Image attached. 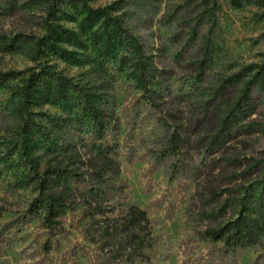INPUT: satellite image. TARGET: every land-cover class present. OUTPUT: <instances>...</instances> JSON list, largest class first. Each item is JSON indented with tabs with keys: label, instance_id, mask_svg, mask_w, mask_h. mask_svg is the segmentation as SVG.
<instances>
[{
	"label": "trees",
	"instance_id": "obj_1",
	"mask_svg": "<svg viewBox=\"0 0 264 264\" xmlns=\"http://www.w3.org/2000/svg\"><path fill=\"white\" fill-rule=\"evenodd\" d=\"M216 1L209 0L213 5ZM70 2L0 0V18L16 16L20 10L37 4H43L47 13L43 22L46 34L19 31L1 35L0 49L23 53L34 46L45 53L47 47L70 57L53 42L60 37L58 41L82 44L57 21L61 7ZM84 10L83 31H89L98 42L105 41L107 50L116 33L136 58L140 99L150 108V120L138 117V111L125 122L117 101L104 92L103 86L76 82L56 71L48 60L39 62L17 91L20 102L9 112L13 120L8 131H19L24 138L6 146L10 155L22 154L17 164L23 167L21 184L30 186L34 196L27 209L1 229L0 250L11 246L26 224L38 220L44 236L35 240L42 256L40 263L53 264L51 253L68 232L62 216L81 207L91 219L84 228L85 239L97 246L98 254L103 256L101 264H155L161 238L146 208L138 204L123 206L128 182L122 166L124 159H137L140 145L136 135L158 128L161 142L156 161L175 159L173 172L190 173L188 179L194 186L191 218L200 238L216 249L209 264L233 262L239 252L257 244L264 235V163L247 165V157L232 151L262 130L256 118L262 110L264 61L249 64L223 79L197 113L188 117L182 107L185 98L174 94L170 85L176 75L174 67L146 55L144 46L124 27L122 14L114 13L120 10L119 2L97 8L85 5ZM102 28H106L104 32ZM179 34V41H185V45L177 65L203 81L209 69L208 55L193 52L191 25ZM22 74L0 72V87ZM29 104L40 108L52 104L62 114L36 112L29 109ZM8 158L0 154V176ZM176 179L171 176V181ZM239 179L243 183L239 184ZM260 186L262 193L257 195ZM196 203L198 207L194 208Z\"/></svg>",
	"mask_w": 264,
	"mask_h": 264
},
{
	"label": "rangeland",
	"instance_id": "obj_2",
	"mask_svg": "<svg viewBox=\"0 0 264 264\" xmlns=\"http://www.w3.org/2000/svg\"><path fill=\"white\" fill-rule=\"evenodd\" d=\"M70 1L61 7L62 12L57 13V21L80 38L82 44L58 41L60 37L53 40L55 45L69 52L70 57L47 47L45 53L34 46L23 53L0 49V72H23L18 79L0 87V154L10 156L0 176V231L27 209L34 196L30 186L21 184L23 167L17 164L21 162L22 154L12 156L6 146L24 138L19 131H8L7 126L13 120L9 112L20 102L17 91L39 62L48 60L56 71L76 82L103 86L104 92L117 101L125 122L132 120L138 111H141L138 117L150 120V108L140 99L142 89L136 79V58L125 48L126 44L118 40L116 33L111 49L107 50L105 41L98 42L89 31H83L81 21L85 16V5L97 8L119 2L120 10L114 13L122 14L124 27L144 46L146 55L174 67L176 75L170 85L174 94L185 98L182 107L188 117L197 113L202 102L223 79L249 64L264 61V0H217L214 5L209 0ZM46 15L43 4H37L20 10L16 16L0 18V36L19 31L46 34L43 25ZM190 25L193 27V38L190 39L195 48L193 52L208 55L209 69L203 81L176 63L185 45V41H179L182 38L179 33ZM175 34L179 36L175 37ZM29 109L62 114L60 108L52 104L42 108L29 104ZM261 109L256 120L261 123L262 130L232 149L237 155L247 157L249 160L245 162L250 165L264 163V91ZM144 133L136 135L140 147L135 162L123 160L122 175L128 182V197L123 206L138 204L147 209L155 232L161 238L155 264H209L216 249L215 245L200 238L191 218L189 210L194 186L188 179L190 173L173 172L175 159L157 162L155 155L161 142L160 130L151 128ZM171 176L177 179L171 181ZM238 183L243 180L239 179ZM261 188L257 195L262 193ZM197 207L196 203L194 208ZM62 220L68 232L51 253L53 264H101L103 256L98 254L97 246L85 239L84 228L91 219L84 215L83 209L68 210ZM42 232L38 220L26 224L23 231L15 235L14 243L4 251L0 250V264H41L42 256L35 240L44 238ZM229 264H264V235L257 244L239 252L236 260Z\"/></svg>",
	"mask_w": 264,
	"mask_h": 264
}]
</instances>
